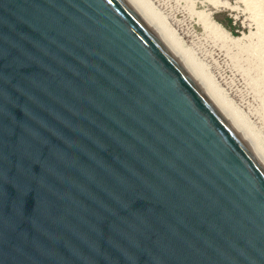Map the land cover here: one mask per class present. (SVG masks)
<instances>
[{"label":"water","instance_id":"1","mask_svg":"<svg viewBox=\"0 0 264 264\" xmlns=\"http://www.w3.org/2000/svg\"><path fill=\"white\" fill-rule=\"evenodd\" d=\"M0 264H264V169L125 0H0Z\"/></svg>","mask_w":264,"mask_h":264},{"label":"rangeland","instance_id":"2","mask_svg":"<svg viewBox=\"0 0 264 264\" xmlns=\"http://www.w3.org/2000/svg\"><path fill=\"white\" fill-rule=\"evenodd\" d=\"M219 1H226L228 5L213 6L207 0H145L148 6L159 14L162 23L180 45L222 90L239 115L242 118L243 115L246 117L253 131L258 133L261 145L264 146V100L262 99L264 59L261 61L260 57L255 58L254 53L257 50L260 52L259 47L258 49L256 47L260 46L256 45V35H251V39L250 37L241 39L242 43H248L247 46L242 47V53L236 54L237 50L233 47L228 54H225L203 31L189 10L192 4L196 11L204 10L205 13H209L211 18L233 37L256 33L254 21L256 16L252 18V13L242 0ZM262 10L264 17V7ZM261 55L264 57V49ZM260 62H262L261 66H259ZM258 83L262 84L258 85Z\"/></svg>","mask_w":264,"mask_h":264},{"label":"bare ground","instance_id":"3","mask_svg":"<svg viewBox=\"0 0 264 264\" xmlns=\"http://www.w3.org/2000/svg\"><path fill=\"white\" fill-rule=\"evenodd\" d=\"M125 1L133 9V11L139 16V18L144 22V24L149 28V30L160 40V42L170 52V54L178 61V63L183 67V69L188 73L191 79L195 82V84L199 87V89L203 92V94L207 97V99L211 102V104L215 107V109L232 127V129L236 132V134L241 139V141L246 145V147L250 150L251 154L264 169V146L261 145L259 141L258 133L253 131V129L247 122L246 117L243 115L242 118L239 115V113L231 104V102L226 98L222 90L208 77V75L205 73L203 68L199 67L200 65L198 66V63L195 62L193 57H191L190 54L186 52L185 48H183L180 45L179 41L175 38V36H173V34H171V32L164 25V23H162L159 14L154 12L148 6L145 0H125ZM207 1L211 3L213 6L228 5L226 1H219V0H207ZM242 2H244V4H246V6L249 8L250 12L252 13L251 15L253 16L252 18L254 19V16H256L254 19L256 23V33L255 32L250 33L248 35H243L242 37H238V38L231 36L220 24H218L216 21H214L211 18L209 13H205L204 10L196 11L192 7V4H190L189 10L193 14V17L196 19V22L199 23V25L202 27L203 31L209 37H211L212 40L215 41V43L218 44V48L220 50H223L225 54H228V52L233 47L237 50L236 54L242 53V47L247 46L248 43L247 44L242 43L241 39L245 37H250L251 35L255 34L257 37L256 40L259 42L257 43L256 41V45H260L256 47L257 49L259 47L260 52H258L257 50V52H255L254 55L256 59L257 57H260L262 61L264 59V57L261 55V51L264 49V24H263L264 17L262 10V7H264V0H242ZM257 5H258V9H257ZM261 65L262 62H260L259 66ZM256 68L258 69V67ZM260 84L262 83H258V85ZM263 85H264V81H263ZM262 89L264 90V86L262 87ZM260 91L261 90H259V93ZM263 92L264 91H262V93ZM262 99L264 100V94L262 96Z\"/></svg>","mask_w":264,"mask_h":264},{"label":"trees","instance_id":"4","mask_svg":"<svg viewBox=\"0 0 264 264\" xmlns=\"http://www.w3.org/2000/svg\"><path fill=\"white\" fill-rule=\"evenodd\" d=\"M229 21V20H228Z\"/></svg>","mask_w":264,"mask_h":264}]
</instances>
